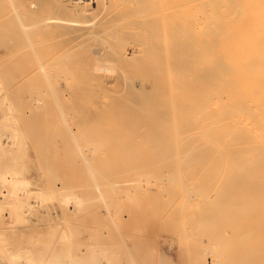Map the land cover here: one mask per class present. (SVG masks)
Instances as JSON below:
<instances>
[{"label": "bare ground", "instance_id": "bare-ground-1", "mask_svg": "<svg viewBox=\"0 0 264 264\" xmlns=\"http://www.w3.org/2000/svg\"><path fill=\"white\" fill-rule=\"evenodd\" d=\"M30 1L11 0V14L9 4L8 8L4 7L5 10L1 7L3 4L0 5L3 9L0 8V21L6 17L13 21V25L5 29H2L0 22V50L15 57L8 60L9 63L19 64L21 56L45 45L46 43L37 38V35L49 30L53 39L50 41L48 39V42L52 44V40L55 41L54 48L51 46L53 50L50 49L53 53L49 54L53 56L46 58L44 55L46 59L40 62V58L36 59L38 63L35 65L36 68L35 62L33 63L36 70L32 75L30 74L32 72L29 73V78L33 75L46 77L49 87L51 86L49 90L51 95L46 93L48 87L46 84L45 92L42 91L45 97H52L54 94L53 97L56 96L58 100L59 96L71 95L70 85L72 80L76 79L73 77L75 75L72 76L73 70L69 71L68 63L74 58V63L79 65L74 74L78 75V70L81 71L82 79L84 75L86 77V80L84 79L86 85L89 83L93 85L89 81L95 83L104 81L107 85L112 78L118 79L117 83H121V86L118 85L121 88L115 87L117 84L115 80L114 87L117 89H114L111 83L109 92L115 95L116 90L117 96L122 95L119 99L117 97L118 101H122L124 96L126 101L128 99L133 103L130 104L132 108H129L131 106L128 104V107L126 104L130 102L126 103L123 100L126 103L124 105L123 101L120 102L126 106L123 108L129 113L127 118L132 116L128 122L129 126L139 128L147 126L154 135L146 147L141 149L144 152L140 154L138 153L140 146L132 147L131 142L125 140L130 145H126L129 150L127 153L122 152L125 159L122 162L125 164L124 168L117 172L111 169L110 175L102 173L99 177L103 182L100 178L98 181L93 172L90 175L93 176L94 180L91 183L98 191L97 195L100 194L103 206L108 208L109 213L105 222L111 230L106 246H101L100 236L103 233L92 236L96 240L90 244L91 253L88 258L97 256L99 251V261L93 257L99 264H152L149 250L146 246L143 247V243L154 242L155 253L158 256L162 254L164 260L170 259L167 261L170 262L168 264H176L173 260V237L167 238L158 229V232L153 233V237L144 234L148 233L149 228L161 222L160 225L164 226L159 228L163 233L165 230L177 228L184 242L189 238L194 240L192 244L187 245L188 247L183 243L180 249L176 248L179 249L178 255L183 258L190 254L186 264H264V0H37L38 2L32 0L34 4L36 3L35 7ZM35 9H38V12ZM46 26H49V29ZM33 34L36 41L32 39ZM82 48L85 50H81ZM143 50H149L156 55L155 58L159 62L161 61L158 62L160 65L157 66L158 69L149 71L146 77L151 87L155 84L158 86L156 90L143 85L137 86L139 76L137 81L136 78L133 80L134 75L130 69L128 70L131 60L136 59L138 53ZM81 51L87 54L81 53L82 57L77 59L76 53L80 56ZM9 55L3 59H10ZM29 57L28 60L23 58L24 61H32ZM59 59H62L61 65L57 62ZM6 60L3 63H7ZM145 60L144 58L143 61ZM149 60L152 61L150 58ZM146 62L148 63V59L143 63ZM26 63L28 62L24 64ZM92 67L105 68L110 70L112 75L101 80L100 73L92 70ZM3 72L0 74L3 75ZM3 77L5 79V74ZM20 78L16 76V80ZM2 80L0 77V84L4 82ZM97 84L93 85L95 94L98 93ZM102 85H99L100 88ZM108 87L106 89H109ZM2 90L5 94L6 90L3 87ZM37 93L34 95L37 97L34 105L45 110L46 102L42 101ZM98 94L95 97H101ZM107 96L108 99L112 98L108 94L103 99ZM50 97H47L48 100ZM64 98H61L62 101ZM66 98L70 100L72 96L70 99ZM101 101L104 103L105 100ZM111 102L113 101L110 99L108 103ZM68 105L65 106L69 107ZM58 108L60 110L59 104ZM64 108L63 112L68 110ZM71 108L74 113L69 111L70 115L71 113L74 115L76 110L77 114L75 117L72 116L75 123L69 122L86 128L85 125L88 123L84 119L89 117L87 111L82 110L81 105L76 106L77 109ZM128 108L132 109L131 113ZM105 109L107 110V107ZM61 113H58L61 115L58 116L60 118L64 114ZM101 113L103 114L102 110ZM94 115L95 113H90V116ZM62 119V123L65 122L64 118ZM168 120L170 124H175L169 135L162 136L160 128L163 121ZM65 123L69 124L67 119ZM73 124L65 126L67 132L69 127L73 128ZM83 131L86 132L85 129ZM74 132L72 129L71 133L76 137ZM6 134L14 142L25 144L24 133L19 127ZM72 138L75 139L73 136ZM77 139L73 141L76 143ZM82 141L84 143V140ZM94 142L96 143V140ZM133 143L135 144V140ZM93 144L90 142V145ZM77 145L79 146L78 143L76 147ZM90 145V148H85L94 149ZM4 147L5 144L0 137V150ZM80 147L84 150L82 144ZM81 148L78 151H81ZM95 149L97 150L96 145ZM94 150L85 153L86 155L79 152L82 159L84 157L83 163L86 167L88 164L92 165L90 161L99 155L100 151ZM74 155L71 154V160L73 158L77 160L76 158L80 156L75 158ZM64 161L66 164L65 158L62 163ZM78 164L82 165V167L79 165V168H86L83 167L85 165ZM115 168L114 170L117 169ZM101 169L96 167L97 173ZM84 171L81 172L85 175L87 172ZM49 173V176H52V172ZM74 173L76 175L77 172ZM74 175L72 172L69 178L72 179ZM78 180L80 181L79 178L74 181ZM2 182L5 188L2 190L0 186V224L23 220L24 213L28 210L25 208L26 201L32 196L41 199L43 203H48L54 198H59L62 204L68 207L75 203V212L79 214L87 201L83 195L77 193L78 190L76 191V184L79 182L76 184L74 182L75 185L72 183L76 187L57 183L51 187L52 189L42 188L33 191L30 180L17 169L7 172L0 170V184ZM81 183L84 184L83 181ZM90 184L87 188L91 187ZM102 186L106 187L107 193L102 191ZM94 194L96 195V192ZM141 209L143 211H140ZM135 213L140 214V217L138 215L136 218L137 231L120 232V228L133 219ZM68 237L66 230L63 229L62 238ZM161 242L168 245V247L162 245L163 248L166 247L163 251ZM3 249L9 259L18 254L27 259L30 257L31 260L29 249H21L17 253L11 252L5 245ZM210 253L213 255L212 262L208 256Z\"/></svg>", "mask_w": 264, "mask_h": 264}, {"label": "rangeland", "instance_id": "rangeland-1", "mask_svg": "<svg viewBox=\"0 0 264 264\" xmlns=\"http://www.w3.org/2000/svg\"><path fill=\"white\" fill-rule=\"evenodd\" d=\"M33 1H35V0H33ZM33 1L31 0L30 2H33ZM35 2H38V1L36 0ZM0 3H1L0 5L3 4L1 7L4 10H5L4 7L8 8V4H9L8 9H9V13L11 14V11H12L11 0H0ZM5 3H7V4H5ZM34 5L36 6V3L34 4V2H33L32 6L35 7ZM119 5H121V4H119ZM37 10L38 9H35L36 12H38ZM0 22L2 23L1 24L2 29L11 27L13 25V21H12V19L10 20V17L3 18ZM46 27L48 28L49 26H46ZM147 29H145V30H147ZM47 31H49V30H46V32L44 34H42V33L38 34L37 33L38 34L37 38H39V39L41 38V40L43 42H45L46 44L43 43L45 45H42L43 47L41 46V48H37L38 50L35 48L36 51L31 50V52H29V54L23 55L24 57L21 56V60L19 61V64H16V65L14 64L15 66L13 64L9 63V61L14 57V55L12 53H10L12 55H9L8 54L9 52L6 53L4 50H0V60H2V61H0L1 62L0 65H2V64L4 65L6 63V62L3 63V61H5V59H7L6 61L9 60L6 63V65H4L5 67L0 66L1 67L0 72H3V70H4L3 75L5 74V79L2 75V73L0 74V77L3 79L2 81H4V82H2V84H0V89H1L0 90V133L2 132L0 134V137L2 138V141L5 144V147L0 150V170L4 171V172H7V171L13 170V169H17V170L21 171L23 173V175L30 180V182H31L30 185H31V188L33 191H39L42 188L43 189H52L54 187V185H56L57 183H59L60 185L61 184H69V185L74 186L77 182H79L76 184L77 188H78V189L76 188V191L78 190L77 193L83 195L86 198L87 204L85 203L83 205L84 209L82 207L83 210L81 209L79 211L80 212V214H79V213L75 212V208H76L75 203L74 204L71 203L74 206V208H73V206L71 204H70V207H68L66 204L63 205L59 198H57V199L54 198L53 200L49 201L48 203H43V201L41 199H39V198L36 199L34 196L29 198L26 201V205H25L26 206L25 208H27L28 210L24 213L23 220H19L15 223H11V224L5 223V222L0 224V231L2 232V241L0 242L1 243L0 244V264H25V263L26 264H28V263L29 264H99V263H97L99 261V258H98L99 257L98 255H100L99 251L97 254L96 253L97 251L95 252V250H94V252L97 254V256L95 255L96 257L92 256L91 258H88L90 256V253H91L90 244L95 239L92 236H94L96 233H98L99 235H102V233H103V235L100 236V241L102 244L101 246H106V244L110 238L109 233H110L111 229L105 222L107 220L106 218H107V215L109 213L108 208L103 206L104 203L101 201V199L99 197L100 194L98 193V195H97L98 191L96 190L95 186H93L94 184L91 183L94 180V179H92L93 176H90V175H92L94 173L95 174L94 177H96V179H98L101 177L102 173H105L104 175H110V172L112 170H113V172L114 171L115 172L120 171L119 169L124 168V165H125L122 162L125 160L123 157V153H124V151L127 153V150H128L126 145L129 142H131L130 143L131 145L128 144L127 146L130 145L132 147H137V148H138V146H140V150H141L143 147L144 148L146 147L148 141L150 139H152L154 137V135H152V131L148 130L147 126H142L141 128L135 127V126H133V127L129 126L130 124L128 122H129V119L132 118V116L130 115L131 118H127L129 113H128V111H126L125 108H123V107H126L123 105L125 102L127 103V101L130 102L127 104L125 103L128 107L130 104L133 105V103L128 99L126 101L124 96H123V98H124L123 100H125V102L122 99H120V100H122L123 102L118 101L117 97L119 99V97L121 98L122 95L119 96L120 94H118V96H117L116 90H114L116 92L115 95L110 94V92H109L110 87L112 85H113L112 87L114 89H117L118 87L121 86V83H117L118 79L112 78V80L110 81V84L112 83V85H110L108 83H107V85H105L104 81L96 82V83L89 81L93 85H96L98 83L97 84L98 86H96V91H98V93L102 97V98L101 97H98V98L101 100H105L103 103L101 100H99L97 97H95L98 94V93L95 94V86L94 87H93V85L91 86L90 83L86 85L87 82L85 81L86 80L85 75L83 77L85 79L84 80V79H82V76L80 74L81 71L79 72V70H78V75L74 74L77 72V70L75 71V69H79V65L76 62L74 63V61H75L74 58L72 59V61H70L68 63L69 64L68 69H69V71L71 70V72L73 70L74 73L73 74L70 73V75L72 74V76L73 75L77 76V77H75V76H73V77L76 80H78V82H76V80H72V82H71V79H70V82H71L70 86L72 89H70L71 91H70L69 95L70 94L71 95L70 96L65 95L62 97L59 96L58 97L59 101L57 100L56 96L53 97L54 94H52L53 98L50 96L45 97V93H42V91L45 92L44 89L47 87L46 84L48 85V87H47L48 90L46 88V93H47V95H51V92H49L51 86L49 87L50 84H49L48 80L46 79V77L44 78L42 76L33 75L29 78V75L30 74L32 75L33 72L36 70L35 69L37 66L36 64H38L36 59L39 60L38 58H40L41 60H39V62L44 61L49 56V54L53 53L51 51V50H53V49H51V46H52V48H54L55 41L52 40L54 44L53 43L51 44V42H48V39L50 41L51 39H53V37L51 36V31H49V32H47ZM147 31H149V30H147ZM48 35H50V36H48ZM34 36L35 35L33 34L32 39L34 38V40H35L36 38ZM46 37H48V38H46ZM43 39H45L46 41H44ZM38 41H40V40H38ZM81 50H85V48H82ZM79 53H80V56L78 55V53H76L77 59H79V57H82V54L84 55V53H86V52L82 53V51H81ZM140 53H142L143 55ZM140 53H138V57L141 55L140 56L141 59L139 60V58L137 56H136V59L134 58L135 60L132 59L130 65L128 66L129 67L128 70L130 69L129 71L133 73V75H134L133 80L135 78H136L135 79L136 81L139 79L136 82L137 86L143 85L148 89L152 88V89L156 90L158 86H155L156 85L155 84L153 87H151V85L149 83L150 81L148 82L147 81L148 79L146 77L149 74V71H155L156 69H158L157 66H160L158 64L159 61L157 58H155L156 55L152 54L149 50H143ZM4 54H6V56ZM7 55H9L10 59H8V58L3 59V57L4 56L7 57ZM29 55L31 57H29ZM44 55L46 58H44ZM19 56H17V57H19ZM50 56H53V55H50ZM50 56H49V58H50ZM142 56L146 60L148 59V63L150 62L151 64L150 63L148 64L146 62V64H147L146 65L145 63H143L146 60L143 61L144 58ZM28 57L31 58L29 60H32V61H24V59L28 60ZM42 57H43V59H42ZM149 58L152 61H150ZM22 59H23V61H22ZM23 62L24 63L28 62V63L24 64ZM34 62H35L34 66L36 65L35 68L33 67ZM57 62H59V64L61 65L62 59H59V61H57ZM29 63H30V65H28ZM18 65L19 66L22 65L21 66L22 69L20 68L21 70L18 69V67H19ZM24 65H26L27 67ZM148 65H149V67H148ZM150 66L152 68H150ZM153 66H154V68H153ZM143 67H145V68L143 69ZM29 68H31V69H29ZM32 69H34V70L31 71ZM91 69L100 73L101 80H104V78L106 76L110 77V75H112V72L110 70L105 69V68L101 69L100 67H92ZM139 70H140V72H139ZM30 72H32V73H30ZM17 74H19V75H17ZM27 74H28V76H27ZM16 76L19 78L21 77L22 79L20 78V80L19 79L16 80ZM138 76H139V78L137 79ZM141 76H142V78H140ZM10 80H11V82H10ZM21 80H23V81L21 82ZM80 80H82V81H80ZM87 80H88V78H87ZM115 80L117 83V84L115 83L116 86L114 84ZM19 81H20V83H18ZM83 81H85V83ZM46 82H48V83H46ZM147 82H148V84H147ZM153 82H154V78H153ZM72 83H73V85H72ZM99 83L104 84L105 87ZM141 83H143V84H141ZM119 84H120V86H118ZM75 85L77 88L75 87ZM77 85H79V86H77ZM85 85H86V87H85ZM99 85H102L103 87L100 88ZM107 86H109L108 87L109 89H106ZM114 86L117 88H115ZM2 87L4 90H6L5 94H4V91L2 90ZM73 87H75V88H73ZM78 88H82V89H84V91H82V89L78 90ZM97 88H99L100 90L102 89L101 90L102 94H101L100 90ZM103 88H105L104 92L106 95L109 94V97L111 95L112 98H110V99L113 102L108 103V101L110 102V99H108V96L106 98L107 102H106V99H103L106 96L103 92ZM93 89H94V91H93ZM85 90H86V92H85ZM89 90H90V92H89ZM106 90H108V92H107L108 94L106 93ZM36 91H38V93ZM35 92L41 97L42 101L46 102L47 107L45 110H42L41 108H38V107H36V105H34V103L36 101L35 98H37V97H34V95L36 94ZM48 92H49V94H48ZM33 93H35V94H33ZM40 93H42L41 94L42 96L40 95ZM111 93H113V92L111 91ZM99 94H98V96H99ZM103 95H105V96L103 97ZM29 96H30V99H29ZM71 96H72V99H70ZM73 96L76 98H74ZM33 97H34V99H33ZM47 97H50L49 98L50 100H48ZM55 97H56L55 100L57 102L54 101ZM63 97H65L64 101H62L63 99H61ZM66 97H69L70 100H67ZM73 98L75 100L74 103H73ZM97 99L99 100V102ZM100 101H101L102 105L100 104ZM58 102L62 103V105H60V103H58ZM70 102L73 104H71ZM120 102H122L123 105ZM68 103L70 105H68ZM58 104H59V107H60V110L62 113L60 112V110L58 108ZM64 104L66 106L68 105L70 108L66 107ZM103 104H105V105L107 104L106 105L107 110L105 109L106 107H103L104 106ZM80 105L82 107V110H85V112L87 111V114H89L88 115L89 117H85L86 119H84V121H87L88 124L85 125L86 128H83L77 124L74 125L72 123L73 128H72V126L69 127V130L67 132V130L65 129V126L67 127V126L72 125L70 122H74L73 120H75V118H73V117H75L74 115L77 114V112H76L77 110L75 111V109H77L76 106L79 107ZM93 105H94V107H93ZM61 107H63V108L65 107L64 109H68V110H66V111L64 110V112H63V108L61 109ZM71 107L75 108L74 109V111H75L74 115H73L74 112H73V110H71L72 109ZM129 108H132V106ZM101 110L103 111V114L101 113ZM69 111L73 112V113H71V115H70ZM131 111H132V109L129 112L131 113ZM58 113H61V114L64 113L65 115H67L68 117L64 116V114H63L62 118H64L65 122L67 119V121L70 125L69 124L65 125L66 124L65 122L62 123L63 119L60 118L61 115ZM68 113L71 117L72 116L73 117L71 118L68 115ZM90 113H95V115L90 116ZM58 116H60V117H58ZM107 116H109V117H107ZM57 117L60 119H58ZM69 117L71 118V120ZM117 119H119V120H117ZM169 120L166 122L163 121V125L160 128L162 130V133H161L162 136L169 135L171 133L170 129L173 128V126L175 124V123L170 124ZM124 122H125V126L128 125L129 127H125ZM178 124L179 123H177V125ZM75 126H77L76 129H75ZM16 127H19L23 131L24 136H25V138H24L25 144H23L21 142L16 143V142H14V140L12 138L7 136L6 132H12ZM4 128H6V129H4ZM71 128L73 129V132L75 131L74 133H75L76 137H79V138L82 137V138L77 139L74 136V134L71 133V131H72ZM96 128H98V131L95 132ZM84 129L86 130L85 133L83 131ZM69 131H70V134H68ZM4 134H5V136H4ZM69 135H71V136H69ZM72 136L75 139H77L78 142H76V143L79 144V146L77 145L78 147H76V143L74 142L75 139H73ZM89 137H90V139H89ZM124 137H126V138H124ZM58 138H59V140H58ZM133 138L135 140V144L133 143L134 142V140H132ZM5 139H7V140H5ZM81 139L84 140V143ZM87 140H90L91 143L93 142L96 145L97 150H99L101 147L103 149L101 148L99 150L100 152H98L95 149V145L94 144L90 145V142H88ZM93 140L94 141L96 140V143ZM119 140H121V141H119ZM125 140L126 141L129 140L128 143H126ZM85 141L91 146V148L95 149V150L94 149H91V150L97 151L99 153V155L96 157L97 160L98 159L99 160L97 161L96 158H93L90 161V164H92V165L88 164V167H86V165L83 163L84 157L82 159V156L79 153V152H82L83 153L82 155H86L85 153L92 152L90 149H88L90 147ZM114 141H117V142H114ZM100 142H102V143H100ZM97 143L99 145L101 144L102 146L99 147ZM81 144H82V147L84 148V150H82V148L80 147ZM45 145H47V146H45ZM123 145H124V147H123ZM85 147H88V148H85ZM98 147H99V149H98ZM125 147H126V149H125ZM6 148H7V150H6ZM51 148H53V149H51ZM80 148H81V151H78V149L80 150ZM86 150H87V152H86ZM140 150L138 151L139 154H140V152L141 153L144 152V150H143V152H142V150L141 151ZM71 151H74L73 153H75L77 157L80 155L79 157H81V159L79 157L76 158V156L73 153H71ZM76 151L79 153V155H77L78 153ZM97 152H94V153H97ZM108 152H109V154H108ZM71 154L74 155L77 160H75L73 158L74 156L72 157L73 159L71 160L70 159ZM102 154H103V156H102ZM120 154H122V155L119 156ZM114 155H116V156H114ZM53 156H54V158H53ZM64 158L67 161L66 164H65V161H64V163H62ZM54 159L56 162H54ZM94 160H96V161H94ZM58 161H60L59 162L60 165H59ZM68 161L70 163H68ZM111 161H113L114 163H112ZM119 161H120V163H119ZM96 162H97V164H96ZM78 163L85 165L83 167H86V168H82V169L79 168L80 166L82 167V165H80ZM69 164L72 166H70ZM95 164H96V167H99V169L102 168L101 171L100 170L98 171L99 174L97 173L96 167L95 168L93 167V166H95ZM106 164H108V165L106 166ZM111 164L114 167H116L117 169L115 168L116 170H114V167L111 166ZM74 165H75V167H74ZM69 166L72 167L73 170L72 169L69 170V168H70ZM76 166H78V167H76ZM90 166H92L91 169L93 171L89 168ZM108 166L111 168H109ZM67 167H68V169H67ZM59 169H60V171H58ZM86 169H88V170L90 169L89 171H91V173L89 174V171H86ZM104 169H106V170H104ZM83 170H85L84 171L85 173L87 172L86 174L91 178V180H90V178H87L88 176H86V174L84 175L83 172H81ZM94 170H96V171H94ZM49 172H52L51 173L52 176H49L50 175ZM69 172H70V174H69ZM72 172H73V175L75 174L74 172H77L76 175H74L76 177H74V176L73 177L75 179L79 178L80 181L79 180L74 181L75 179L73 177H72V179L69 178V175L71 176ZM96 173L98 174V176L96 175ZM80 177L83 180H81ZM52 179H53V181H52ZM100 179L103 182V179L102 178H100ZM70 181H72V182L69 183ZM82 181L84 182L85 185H87L86 187L84 186L83 183H81ZM98 181H100V180L98 179ZM74 182H75V184H74ZM88 184H90L91 187L87 188L89 186ZM0 186H2L1 189L4 190V188H5L4 182H2L0 184ZM74 187H76V186H74ZM102 187L104 188L105 186H102ZM79 188H83L86 191L83 189H79ZM103 188H102V191L104 193H107L106 187L104 188L105 190ZM94 191L96 192V195L94 194L95 193ZM91 197H93V198L90 199ZM98 197H99V199H98ZM95 198H96V200H95ZM93 199H94V201H92ZM90 201L95 203V204H93V203L89 204L88 202H90ZM104 208H105V211H104ZM142 209L144 210L145 208L143 207ZM142 209L140 211H143ZM71 210L74 212L72 213ZM91 210H92V213H90ZM94 213H96V214H94ZM74 214H76V215H74ZM138 215L140 217L139 213H137V214L135 213V216H133V219H135V220L130 219L126 224H124L120 228V232L122 231L124 233L126 231H131V230L137 231L136 226L138 224V220L136 221V218L138 217ZM87 216L91 220L89 218H87ZM85 217H86V219H85ZM160 224H162V223L161 222L159 224L157 223L156 226L148 229V233H144V234L148 237H153L156 232L161 230V234L166 235L167 238L173 237V240H174V243H173V245H174L173 246V248H174L173 260L175 261L176 264H181L180 262H182V264H186L187 261L189 260L190 254L186 255L185 258H183V257L178 255L179 252H177V251H179V249L181 248L183 243H184L183 244L184 246L186 245V247H188L187 245L192 244L194 240L189 238V239H187V241L184 242L183 237L177 228L171 229V230H165L167 233L165 231H164L165 233H163L162 232L163 230L160 228H162L164 225H160ZM159 226H160V228H159ZM127 227H128V229H126ZM155 227H157V228H155ZM63 229L66 230V233L69 236L67 239L62 238ZM157 229H158V231H157ZM150 230H153V231H150ZM90 236H91V238H90ZM85 242H88V244ZM4 245L6 247H8L9 250L13 253H17L21 249H29L31 260H29L30 257H28V259H27V257L24 258V256H21L18 254H16V256H14L12 259L7 258L8 255L3 249ZM162 245L164 246L165 244L163 242L160 243L162 251H163V249H166V247H168L167 244L165 245L166 247H164V248ZM81 246H83V247H81ZM145 246H146V249H148L150 251V252L148 251V253L151 255L152 264H168V263H170V262H167L170 259L164 260V257L162 254H160V256H158L155 253L154 242H150V243H146V244L143 243V247H145ZM80 248H81V251H80ZM176 248H179V249L176 250ZM208 256L210 257V261L212 262L213 261V259H212L213 255L210 253ZM93 257L95 258V260H98V261H95ZM96 258H98V259H96Z\"/></svg>", "mask_w": 264, "mask_h": 264}]
</instances>
